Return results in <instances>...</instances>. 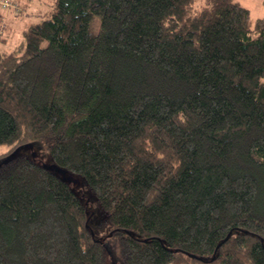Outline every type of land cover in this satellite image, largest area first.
Returning <instances> with one entry per match:
<instances>
[{
	"label": "trees",
	"instance_id": "1",
	"mask_svg": "<svg viewBox=\"0 0 264 264\" xmlns=\"http://www.w3.org/2000/svg\"><path fill=\"white\" fill-rule=\"evenodd\" d=\"M48 16L0 48V264H105L55 169L83 179L124 264H264V16L238 0ZM37 141L52 165L14 156Z\"/></svg>",
	"mask_w": 264,
	"mask_h": 264
},
{
	"label": "rangeland",
	"instance_id": "2",
	"mask_svg": "<svg viewBox=\"0 0 264 264\" xmlns=\"http://www.w3.org/2000/svg\"><path fill=\"white\" fill-rule=\"evenodd\" d=\"M52 2L53 0H0V48L11 51V49L21 46L25 40L23 39L24 31L28 30L32 24L39 23L49 17ZM238 2L242 7H247L250 10L254 20L264 16V0H238ZM10 149L9 145L0 147V154L8 152ZM16 155L35 157L49 166L54 163L50 150L42 141L32 142L16 149L14 156ZM55 171L62 174L81 194L88 198V204L92 210L90 227H92L95 237L106 238L105 245H108L103 259L105 264H124L123 243L121 239L110 236L108 229L102 225L103 215H101L98 204L95 203L94 196L87 190L83 179L68 171L59 172L56 169Z\"/></svg>",
	"mask_w": 264,
	"mask_h": 264
}]
</instances>
